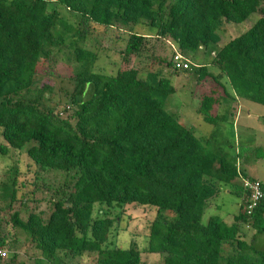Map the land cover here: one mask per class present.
Returning <instances> with one entry per match:
<instances>
[{
  "label": "trees",
  "instance_id": "trees-1",
  "mask_svg": "<svg viewBox=\"0 0 264 264\" xmlns=\"http://www.w3.org/2000/svg\"><path fill=\"white\" fill-rule=\"evenodd\" d=\"M263 3L0 0V158L23 152L34 167L22 178L15 165L0 185L7 209L15 202L22 207L4 223L22 232L41 264H77L85 253L94 255L95 264H143L134 243L126 249L106 245L119 218L109 216L110 210L129 205L155 210L146 252L157 255L158 264H264V251L252 250L254 240L244 239L247 229L254 230L252 239L264 234V200L247 215L249 194L242 186L235 190L241 201L232 224L218 215L202 222L223 184L232 188L241 177L258 181L247 177L244 163L263 158L261 148L243 157L235 143L214 140L220 125L235 117L239 101L264 106ZM254 14L259 16L251 28L218 46L223 27ZM139 24L176 47L169 59L153 55L152 65L176 74L177 51L192 59L184 71L197 84L214 81L196 109L215 129L209 136H197L167 113L165 100L175 92L168 78H140L132 68L114 75L94 72L97 53L87 46L93 31L131 26L121 53L135 58L147 48V36L133 31ZM200 51L208 63H196ZM60 61L75 67L70 77L55 74ZM38 193L46 196L37 201ZM41 200L48 212L29 208ZM95 206L107 210L94 215ZM8 236L0 232L5 248ZM0 264L20 262L12 253Z\"/></svg>",
  "mask_w": 264,
  "mask_h": 264
},
{
  "label": "rangeland",
  "instance_id": "rangeland-1",
  "mask_svg": "<svg viewBox=\"0 0 264 264\" xmlns=\"http://www.w3.org/2000/svg\"><path fill=\"white\" fill-rule=\"evenodd\" d=\"M264 9V3H263ZM257 14L252 15L248 20L241 24H229L223 27V34L218 46H223L229 40L239 36L247 31L258 19ZM133 31L147 36L146 51L139 57L126 58L121 53L126 45L130 34V27H115L109 30L97 29L93 31L92 40L87 43V46L97 53V61L93 67L94 72H101L107 75H114L117 71L126 68L138 69L140 78L156 74L168 78L175 92L165 100L164 108L168 114L180 118L182 124L187 128H194L197 136H209L214 127L203 122L202 117L197 113L196 109L200 102V95L204 91L215 87V83L211 78H208L202 84H197V77H194L192 72L184 70L173 71L176 73L170 75L165 67L151 64V57L169 59L172 45L163 41H158L153 37L154 30L142 24L133 26ZM174 48V47H173ZM176 48V47H175ZM174 48V49H175ZM198 64L208 63V57H205L202 51L198 54ZM186 59L191 63L192 59L186 56ZM189 68H191L189 66ZM75 67L67 65L65 61H60L55 66V74L62 77H70L74 73ZM216 74L214 68L208 69ZM187 71H189L187 69ZM222 83L228 88L227 81L222 79ZM229 124L220 125L222 132L219 137H215V144L222 140L227 143H235V148L238 152L241 150L243 157H248L254 149L261 148L264 152V106L241 100L239 101V109L235 117L229 120ZM218 136V134H217ZM0 134V141H2ZM237 145V147H236ZM223 150H228L226 146L221 147ZM229 151V150H228ZM234 153V151H231ZM17 165L19 174L22 178H28L34 169L33 165L27 160L23 152H10L7 156L0 158V185L7 181V173L10 168ZM244 169L248 178H255L264 185V157L256 159L251 157L244 163ZM26 175V176H24ZM40 177L52 181L54 177L51 175L39 174ZM61 177L55 178L59 181ZM2 186V185H1ZM0 186V232L1 234L9 233L6 238V249L9 255L16 253L20 264H41L39 253L31 246L21 231H14L10 228V224L5 226L4 220H8L14 212L22 211L19 202H15L12 208L7 209L8 198L3 195ZM230 186L222 185V190L217 199L211 201L209 207L204 211L202 222L205 223L210 215H218L224 223L230 225L233 222V217L238 213L240 205V197L236 195V191L241 190L242 182L236 179L234 184ZM234 187V188H233ZM229 191V192H228ZM4 197H3V196ZM45 194L38 193L37 201H40ZM29 208L36 211L48 212L49 205L46 201L30 203ZM107 210L105 206H95L94 215L98 210ZM21 216L23 212H20ZM119 215L117 222L109 235L107 246H118L122 249L128 248L132 242L141 252L143 264H158L159 257L157 255L146 252L148 241V231L150 222L154 219V208L129 205L121 212L119 209L110 210L111 217ZM245 241L250 243L254 240L252 250L264 251V234L252 239L255 233L253 229L244 231ZM77 264H95L94 255L84 254L81 258L74 261Z\"/></svg>",
  "mask_w": 264,
  "mask_h": 264
},
{
  "label": "built area",
  "instance_id": "built-area-1",
  "mask_svg": "<svg viewBox=\"0 0 264 264\" xmlns=\"http://www.w3.org/2000/svg\"><path fill=\"white\" fill-rule=\"evenodd\" d=\"M174 66L177 70H186L189 68L191 63L182 56L179 52H174L173 57ZM242 186L247 190L249 196L246 205V213L250 215L254 208L264 200V192L259 181H250L241 177ZM8 250L0 244V259L8 257Z\"/></svg>",
  "mask_w": 264,
  "mask_h": 264
},
{
  "label": "crops",
  "instance_id": "crops-1",
  "mask_svg": "<svg viewBox=\"0 0 264 264\" xmlns=\"http://www.w3.org/2000/svg\"><path fill=\"white\" fill-rule=\"evenodd\" d=\"M220 189L222 190V188H220ZM221 190H220V191H221ZM228 192H229V191H228ZM219 194H220V193H219ZM219 194H218V195H219ZM218 195H217L216 197H214V200L217 199ZM211 201H213V199L210 200V203H211Z\"/></svg>",
  "mask_w": 264,
  "mask_h": 264
},
{
  "label": "water",
  "instance_id": "water-1",
  "mask_svg": "<svg viewBox=\"0 0 264 264\" xmlns=\"http://www.w3.org/2000/svg\"><path fill=\"white\" fill-rule=\"evenodd\" d=\"M164 256H167V254L165 253Z\"/></svg>",
  "mask_w": 264,
  "mask_h": 264
}]
</instances>
